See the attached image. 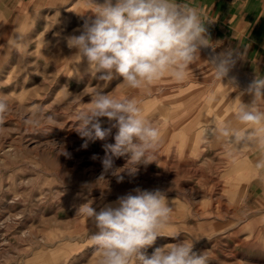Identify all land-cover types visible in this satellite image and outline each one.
<instances>
[{"label": "rangeland", "instance_id": "1", "mask_svg": "<svg viewBox=\"0 0 264 264\" xmlns=\"http://www.w3.org/2000/svg\"><path fill=\"white\" fill-rule=\"evenodd\" d=\"M182 2L201 11L209 45L182 81L131 89L96 79L67 46L88 0H0V98L10 107L0 119V264H97L94 225L78 207L99 211L136 188L166 194L168 234L197 239L208 264H264V123L238 118L241 108L264 112V95L248 91L264 78V0ZM224 53L235 63L220 80L213 63ZM95 88L137 100L160 132L155 161L119 183L102 164L129 159L105 150L116 129L103 141L74 130ZM173 242L157 238L147 254Z\"/></svg>", "mask_w": 264, "mask_h": 264}, {"label": "clouds", "instance_id": "2", "mask_svg": "<svg viewBox=\"0 0 264 264\" xmlns=\"http://www.w3.org/2000/svg\"><path fill=\"white\" fill-rule=\"evenodd\" d=\"M89 15L79 34L67 36L68 48L86 60L90 72L100 81L120 79L131 89H147L154 82L171 76L182 81L199 50L209 45L201 11L182 0H88ZM235 61L224 53L213 63L215 76L226 77ZM256 97L264 95V78L256 77L248 87ZM87 107L74 111V130L90 140H105L116 129L114 143L106 152L116 157L128 155L123 167H114L111 157L102 161L104 173L122 182L124 175L134 177L141 165L155 161L160 132L143 115L133 98H118L100 88L88 93ZM10 111L6 98H0V119ZM107 118L110 127H102ZM239 120L245 124L264 123V112L241 108ZM48 120L52 121L49 117ZM28 123H33L28 120ZM61 154H66L62 152ZM104 179L102 174L100 179ZM97 211L92 201L81 204L77 215L91 220V241L98 252L97 264H208L207 252L194 250L197 239H182L179 232L168 234L172 207L165 193L133 190ZM171 237L175 242L147 249L157 238Z\"/></svg>", "mask_w": 264, "mask_h": 264}, {"label": "crops", "instance_id": "3", "mask_svg": "<svg viewBox=\"0 0 264 264\" xmlns=\"http://www.w3.org/2000/svg\"><path fill=\"white\" fill-rule=\"evenodd\" d=\"M238 5H239V4H237V6H238ZM244 6H245V5H244ZM243 8H245V7H243ZM252 8H253V7H252ZM244 11H245V10H244ZM244 11L242 12V14H244ZM252 11H253V9L251 10V12H249V11H246V12H248V13H249V15H248V16H252V15H250V13H251V14H253V12H252ZM248 13H247V14H248ZM262 109H264V107H263ZM262 109H261V110H262ZM262 111H263V110H262ZM259 134H260V136L262 137L264 133H262V132H261V133H259ZM261 142H262V144H264V143H263V141H261ZM262 144H261L260 146H262ZM251 152L253 153V151H251Z\"/></svg>", "mask_w": 264, "mask_h": 264}, {"label": "bare ground", "instance_id": "4", "mask_svg": "<svg viewBox=\"0 0 264 264\" xmlns=\"http://www.w3.org/2000/svg\"><path fill=\"white\" fill-rule=\"evenodd\" d=\"M209 48H210V46H209Z\"/></svg>", "mask_w": 264, "mask_h": 264}]
</instances>
